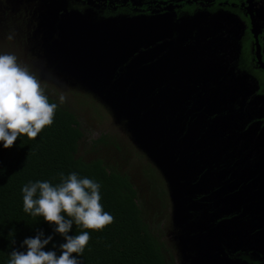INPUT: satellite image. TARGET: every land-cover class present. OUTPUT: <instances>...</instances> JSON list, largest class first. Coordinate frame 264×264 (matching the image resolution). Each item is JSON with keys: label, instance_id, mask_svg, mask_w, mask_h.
I'll use <instances>...</instances> for the list:
<instances>
[{"label": "rangeland", "instance_id": "rangeland-1", "mask_svg": "<svg viewBox=\"0 0 264 264\" xmlns=\"http://www.w3.org/2000/svg\"><path fill=\"white\" fill-rule=\"evenodd\" d=\"M256 3L263 27L264 0ZM196 7L200 11L193 14L175 12V7L119 12L90 0H0V54L15 55L41 81L45 93L59 102L60 96L66 98L62 104L75 112L84 132L80 157L101 158L130 175L145 218L171 263L264 264V204L255 214L237 199L244 185L239 186V178L254 180L264 170V71L253 58V36L244 12H228L224 6L208 12L207 4ZM128 24L146 28L142 36L150 42L129 44L125 52L129 63L115 72L121 61L101 45L89 46L90 37L98 38L109 29L121 32ZM79 30L85 33L84 40ZM198 31L223 44L224 55L214 48L216 38L211 46H201L209 57L219 56L236 95L211 81L218 70L212 59L193 89L187 75H180L184 88L176 95L160 96L161 100L153 98L152 106L161 111L166 101L178 108L184 97H194L198 104L193 108L200 106L201 118L187 128L177 120L171 133L163 136L166 130L151 119L142 122L134 107L153 96L135 92L140 83L145 87L154 79L158 62L165 65L164 74L170 75V66L176 69L174 62L181 72L188 45L196 52L198 45H192L191 38H197ZM157 34L162 38L156 40ZM160 44L162 54L175 52L178 60L167 54L157 59ZM193 63H199L198 55L189 60L191 70ZM196 84H204L206 90L198 91ZM221 172L223 179H228L224 173L237 179L232 193L220 187ZM253 190L249 187L252 194ZM260 194L263 203L264 190ZM226 196L228 200L222 199Z\"/></svg>", "mask_w": 264, "mask_h": 264}, {"label": "trees", "instance_id": "trees-1", "mask_svg": "<svg viewBox=\"0 0 264 264\" xmlns=\"http://www.w3.org/2000/svg\"><path fill=\"white\" fill-rule=\"evenodd\" d=\"M45 94L50 102L58 105L54 123L35 140L21 136L10 149L0 143V264H8L12 251H26L23 241L40 232L44 233V238H53L44 250L61 254L60 245L66 242L65 238L43 217L24 212L22 189L37 181H48L55 186L61 182V173L67 177L73 172L100 185L103 209L114 217V222L102 231L87 230L90 241L83 255L77 257L81 264H173L166 256L160 237L145 218L139 190L130 175L110 167L101 158L89 161L80 157L78 151L84 132L77 115L55 97ZM153 98L163 99L146 97L134 107L142 122L151 119L154 125L166 130L163 136L171 133L177 120L187 128L201 118L200 106L193 108V104H198L194 97H184L178 108L165 101L166 106L161 111L153 108ZM225 124L228 125V120ZM225 174L228 179H223L222 172L219 173L220 187L227 192L232 190V193L237 179L231 178V183L230 175ZM247 185L238 190L240 202H248L254 197ZM222 199L228 200V197ZM82 231L85 230L73 224L69 235L75 236Z\"/></svg>", "mask_w": 264, "mask_h": 264}, {"label": "clouds", "instance_id": "clouds-1", "mask_svg": "<svg viewBox=\"0 0 264 264\" xmlns=\"http://www.w3.org/2000/svg\"><path fill=\"white\" fill-rule=\"evenodd\" d=\"M59 99L62 104L66 98ZM57 107L49 101L41 81L15 55L0 54V143L5 149L12 148L21 136L35 140L54 123ZM60 179L55 186L48 181L29 183L22 192L24 212L43 217L65 238L61 254L44 250L53 238H44L40 232L23 241L26 251H12L8 264H81L77 257L83 255L90 241L87 230L99 232L114 222L100 202L98 183L80 178L75 172L67 177L61 173ZM73 224L85 231L69 235Z\"/></svg>", "mask_w": 264, "mask_h": 264}, {"label": "flooded vegetation", "instance_id": "flooded-vegetation-1", "mask_svg": "<svg viewBox=\"0 0 264 264\" xmlns=\"http://www.w3.org/2000/svg\"><path fill=\"white\" fill-rule=\"evenodd\" d=\"M89 0H81V2H88ZM93 1L96 5H109L112 6L119 12H124L123 10H128L127 8H131V10L139 11V12H150L151 10L155 8H171L175 7L174 11L176 12L178 9H181V11H184L185 13H196L200 11L199 7H196L198 4H207L210 9H207L208 12L217 10L218 12L220 9H217L220 6H224L227 9L228 12H244L248 18L249 21V27L250 31L252 33V39L253 44L252 47L254 48V60L255 63L258 65L260 69L264 71V26L261 27L258 12H257V3L256 0H90ZM176 9V10H175ZM216 11V12H217ZM197 24V22H196ZM254 26L257 28V32L253 30ZM123 28L125 30H114L109 29L107 31H104V34L102 33L98 38L94 35L90 38H93L92 41H89V46L97 47L98 45H101V47L107 48L108 54L112 56V58H117V60H120V65L113 69L115 72H121L123 68L126 67V65L129 63V58L126 57V50L127 48H130L128 46L131 44V46H135L136 44H133V42H139L137 44H141L143 42H150V39L143 38L142 35H146V28H140V26H132L130 24L124 25ZM195 29V26H194ZM148 30V29H147ZM79 36L81 40H84V34L79 30ZM96 33V32H95ZM83 36H82V35ZM188 35V34H187ZM194 32L192 33L191 37H193ZM163 36V32H162ZM195 36H198L197 38H191L192 45L195 43L197 46L196 52L194 54V49H191L188 45L187 50L184 51L185 54H187V57L180 63L183 67L181 68V72L178 73V68L176 62H174L176 69L170 66V75L164 74V66L161 64V62H158L156 65L153 66V73H154V79H150L148 84H144L143 87L140 83V88L137 89L138 92H135L138 96H153V97H167V96H173L176 95L180 90H182L184 87L182 85V81L179 80L184 79L180 78V75H187L186 81L188 82V85H190V88H194V82H197L199 80L198 74L204 73V67L209 63L210 59L217 63L218 70L213 75V78L211 81H214L215 85L217 86H228L227 78L229 72H227V68L225 69L224 64H221L220 61L218 62L219 56L216 54H212V57H209V55H206V50L204 49V46L201 45H212L213 40L215 41L216 36L210 35V37L203 36L202 32L198 31ZM89 37V36H88ZM156 40L159 38L161 39L160 35H156L154 37ZM164 38V36H163ZM147 39L146 41H144ZM216 46L214 47L219 53L221 52V55H224V48L223 44L219 42L218 38H216ZM161 41V40H160ZM221 43V45H220ZM85 48V45L82 44ZM158 46V45H156ZM159 52H158V58L159 60H162V57L167 54H162L161 50V44L159 46ZM221 47V49H220ZM247 48V46H245ZM83 49V47H81ZM211 54V52H210ZM260 54V57H259ZM97 56L98 54L95 53ZM172 58H175V61L178 59L176 58L175 52H170L167 54V56H171ZM198 55L199 63H193L192 70L191 66L189 64V60H193L194 56ZM116 56V57H115ZM119 56V57H117ZM247 56V55H246ZM103 55H101V58ZM248 58V56H247ZM110 59V58H109ZM222 60V58L220 57ZM95 60V59H94ZM192 62V61H190ZM263 62V63H262ZM185 65V67H184ZM103 66V65H102ZM192 71V72H191ZM231 81V80H229ZM227 82V84H226ZM208 86V85H207ZM196 87H198V91H205L204 90V84H196ZM229 87V86H228ZM164 88V89H161ZM235 88V85H232L229 87L230 90L233 91V95H236V91L233 90ZM129 91V90H128ZM129 94V93H128ZM223 120V119H222ZM196 135V133L194 132ZM193 135V132H192ZM192 138V137H191ZM260 168H263V166H260ZM243 179H240L237 181L239 186L242 184H247L250 182L251 185H247V188L249 187L254 188V200L251 199L248 202H240L241 207L244 209L247 208L249 210V206H251L252 210L257 211L255 214H259L258 211L261 209L262 204L264 202L260 203L262 196L260 194L261 191L264 190V170L259 171L257 174L254 175V180L250 176H244ZM243 186V185H242ZM251 193V192H250ZM257 194H259L257 196ZM260 203V204H259ZM256 216V215H255ZM256 219V217H255Z\"/></svg>", "mask_w": 264, "mask_h": 264}, {"label": "water", "instance_id": "water-1", "mask_svg": "<svg viewBox=\"0 0 264 264\" xmlns=\"http://www.w3.org/2000/svg\"><path fill=\"white\" fill-rule=\"evenodd\" d=\"M250 1H251V0H250ZM253 30H254L255 32H257V28H256V26H254ZM259 57H260V54H259ZM262 63H263V62H262Z\"/></svg>", "mask_w": 264, "mask_h": 264}]
</instances>
